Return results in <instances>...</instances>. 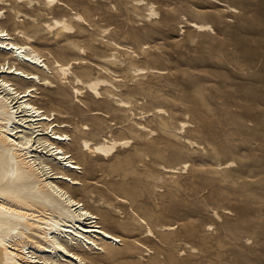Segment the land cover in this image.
Wrapping results in <instances>:
<instances>
[{
  "label": "rangeland",
  "instance_id": "obj_1",
  "mask_svg": "<svg viewBox=\"0 0 264 264\" xmlns=\"http://www.w3.org/2000/svg\"><path fill=\"white\" fill-rule=\"evenodd\" d=\"M59 1L92 17L93 55L110 53L99 37L105 29L134 52L136 58L118 51L114 70L118 95L132 102L135 117L118 115L153 132L132 135L125 131L128 122L113 126L116 137L131 139L129 148L85 170L89 195L76 192L77 198L121 240L90 255L91 264H264V0H217L223 7L209 0H146L159 13L152 21L135 17L146 14L132 6L135 0ZM50 13L66 15L59 8ZM191 21L213 32H195L186 25ZM18 25L33 31L26 20ZM39 29L35 45L46 58L53 41ZM56 56L63 64L75 58L67 51ZM94 65L86 58L79 67L93 68L95 77ZM136 69L146 72L132 74ZM39 92L40 107L64 111L71 105L52 90ZM93 108L113 110L108 103ZM181 122L186 134L177 131ZM105 133L88 138L101 141ZM227 162L233 163L223 168ZM184 164L174 174L162 170ZM147 226L156 239L145 240Z\"/></svg>",
  "mask_w": 264,
  "mask_h": 264
},
{
  "label": "bare ground",
  "instance_id": "obj_2",
  "mask_svg": "<svg viewBox=\"0 0 264 264\" xmlns=\"http://www.w3.org/2000/svg\"><path fill=\"white\" fill-rule=\"evenodd\" d=\"M12 1L0 0V264H91L90 255L101 254L121 240L106 230L99 215L86 209L77 198L76 192L85 198L89 195L82 180L85 170L94 161H108L129 148L131 139L116 137L113 126L128 122L125 131L132 135L153 133L145 125L133 122V118L118 115L133 117L134 113L132 102L118 95L121 80L114 70L120 63L116 55L118 51L135 58L136 55L116 43L107 29L99 37L110 53L102 58L93 55L90 51L96 26L92 17L86 19L59 0ZM209 1L211 5L224 6L217 0ZM22 6L36 15L21 12ZM132 6L146 13L136 14L138 20L152 21L159 15L155 4L146 0H135ZM55 8L66 15L50 18ZM226 12L236 10L227 7ZM24 20L32 32L18 25ZM9 23L13 26L11 31ZM186 25L195 32H213L208 24L191 21ZM41 26L53 41L46 58L33 36ZM61 51L75 58L63 64L56 56ZM86 58L95 64V77L90 74L93 68L79 67ZM142 72L146 71L136 69L132 74ZM44 90L64 96L71 105L64 111L40 107L36 100L39 91ZM105 103L113 107L112 113L93 108ZM156 113L168 116L162 109ZM179 125L177 131L186 134V123ZM104 131L101 141L88 138ZM185 142L195 145L186 139ZM232 163L227 162L223 168ZM184 167L185 164L162 170L174 174ZM213 214L220 219L216 212ZM119 227L127 229L125 224ZM145 233V240L156 239L150 227Z\"/></svg>",
  "mask_w": 264,
  "mask_h": 264
}]
</instances>
